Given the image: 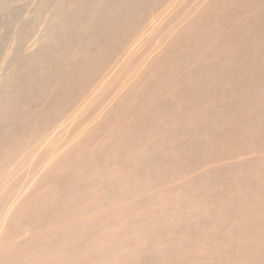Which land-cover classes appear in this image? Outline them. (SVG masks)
Wrapping results in <instances>:
<instances>
[{"label":"rangeland","instance_id":"1","mask_svg":"<svg viewBox=\"0 0 264 264\" xmlns=\"http://www.w3.org/2000/svg\"><path fill=\"white\" fill-rule=\"evenodd\" d=\"M43 1L0 0V35L11 32L4 52L19 45L16 29L32 30L20 56L49 42V11L36 19ZM177 1L138 29L125 47L130 55L107 68L124 72L113 90L102 83L50 133L0 140V264H264V95H245L241 83L233 93L220 81L212 93L189 74L220 50L203 59L194 47H209L198 40L203 32L181 35L193 14L189 6L174 10ZM178 14L186 19L168 24ZM210 36L215 43L217 34ZM2 58L1 76L9 64ZM130 88L131 100L124 98ZM142 91L144 105L135 103ZM245 118V135L231 138Z\"/></svg>","mask_w":264,"mask_h":264},{"label":"bare ground","instance_id":"2","mask_svg":"<svg viewBox=\"0 0 264 264\" xmlns=\"http://www.w3.org/2000/svg\"><path fill=\"white\" fill-rule=\"evenodd\" d=\"M53 1L56 0H44L41 12L36 18L38 21L42 20V11H49L44 31L46 34L53 33L49 42L37 52L20 56L22 49L30 41L32 30L24 32L22 29H16L13 39L15 43H20L12 50L13 54L6 50L4 52L11 33L9 29L0 35V59L4 55L6 63L9 62L4 67L5 74L2 76H6L12 69L0 84L2 141L13 139L17 134L41 132L42 129L49 132L55 119L71 111L75 103L95 92L94 89L102 83L105 82L101 86L102 90L107 87L115 88L114 81L124 72H119L114 66L113 69L107 68L130 55L129 50L125 48L127 43L133 40L138 29L147 26L151 17L164 14L165 9H162L169 0H59L51 11ZM198 1L185 0V4L180 6L182 1L179 0L172 6H175L174 10L177 9V12H182L189 6L188 11L193 14L181 35L185 38L192 32L202 31L203 34L198 40H203L209 47L204 49L197 41L194 42V47L202 48L203 59H209L211 52L216 53L219 50L220 56L207 64L204 61L196 62L189 74L196 78L201 77L202 87L212 93L219 92L218 85L214 83L220 81L233 85V93L239 91L237 84L241 83L244 85L245 95H264V0H250L247 4L245 0H206L207 2L200 5L203 9L199 12L194 9ZM15 12L11 10L12 16ZM171 12L173 15L174 11L170 9L165 16L168 17ZM248 12L250 14L245 16ZM184 19L186 18L180 14L173 18L171 16L168 24L182 23ZM11 24L13 20L9 21L7 26ZM211 33L218 36L215 43H208L213 40ZM158 62L165 66V60ZM229 63L231 65H228ZM218 69L221 72L217 80L207 79L208 73ZM106 70L107 74L101 78ZM2 76L0 75V78ZM184 79L180 78L179 81ZM151 84L152 82L148 81L149 90ZM145 89L147 91V88ZM131 91L130 88L124 98L131 100L134 92ZM143 93L145 92L137 94L135 103L145 104ZM163 96L160 95V102L167 105L168 100ZM249 121L245 118L244 121L238 122L233 126L235 132H229L228 135L231 138L245 135L242 128L246 127ZM259 135L262 136V130Z\"/></svg>","mask_w":264,"mask_h":264}]
</instances>
